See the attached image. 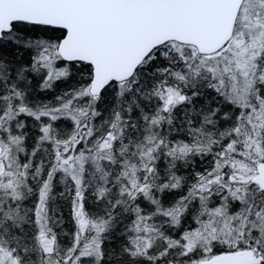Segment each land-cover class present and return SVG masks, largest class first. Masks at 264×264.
<instances>
[{"label": "snow or ice", "instance_id": "snow-or-ice-1", "mask_svg": "<svg viewBox=\"0 0 264 264\" xmlns=\"http://www.w3.org/2000/svg\"><path fill=\"white\" fill-rule=\"evenodd\" d=\"M0 264H264V0H0Z\"/></svg>", "mask_w": 264, "mask_h": 264}]
</instances>
